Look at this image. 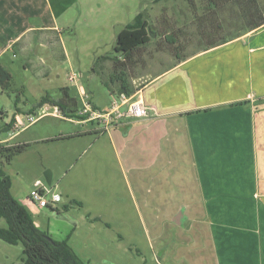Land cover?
<instances>
[{
	"label": "rangeland",
	"instance_id": "rangeland-1",
	"mask_svg": "<svg viewBox=\"0 0 264 264\" xmlns=\"http://www.w3.org/2000/svg\"><path fill=\"white\" fill-rule=\"evenodd\" d=\"M4 8L13 14L10 2ZM142 10L154 30L151 36L157 34V38L137 52L134 63H129L135 67L129 76H137L139 85L153 69L160 70L175 57L246 29L243 20L232 25L221 23L223 32L200 38L202 27L195 14L202 11L188 7L185 0H78L58 20L59 39L52 45L43 47L41 42L32 41L27 51L5 52L1 60L11 79L6 91L0 87V130L14 114L25 125L26 116L34 119L9 143L25 144L24 149L9 162L3 161L4 172L11 180L10 192L15 200L27 205L34 181L45 182L44 172L50 170L51 187L60 194L61 202L56 205L57 211L34 207L38 212L32 214L33 220L54 240L68 238L76 254L89 264H186L187 259L193 264L190 252L187 259L183 257L185 251L179 242L185 241L181 236L193 241L195 229L185 228L187 224L177 226L173 219L166 218L158 196L172 194V190L179 194L180 189L174 185L189 184L188 172L163 171L167 156L152 154L145 135L132 125L115 130L111 127L106 132L97 121L81 122L87 117L81 116L86 101L103 111L99 107L118 99L104 84L111 61L104 62L107 73L103 76L97 59L113 53L123 24L130 23ZM31 20L28 18L29 25L38 23ZM165 35L178 44L167 48ZM33 36L28 33L24 41ZM176 46L181 49H174ZM67 87L77 110L60 117L50 106L48 114L38 118L42 114L37 108L41 98L64 100L63 89ZM81 87L87 94H81L80 100L77 90ZM16 132L13 128L0 131V141ZM5 226L0 219V228ZM22 257L21 245L0 240V264H21Z\"/></svg>",
	"mask_w": 264,
	"mask_h": 264
},
{
	"label": "crops",
	"instance_id": "crops-1",
	"mask_svg": "<svg viewBox=\"0 0 264 264\" xmlns=\"http://www.w3.org/2000/svg\"><path fill=\"white\" fill-rule=\"evenodd\" d=\"M7 1L13 14L4 8ZM77 1L0 0V64L8 70L1 61L4 53L14 49L23 53L29 42L52 45L59 39L58 20ZM28 18L38 23L29 25ZM13 27L23 28L13 32ZM28 33L34 36L25 42ZM175 58L160 70L153 69L140 85L137 76L130 78L136 91L128 101H142L148 115L121 119L112 129L128 125L139 129L152 154L167 156L163 171L190 175L189 184L174 185L179 194L172 190L158 195L166 218L195 229L193 241L186 236H181L183 242L178 239L185 259L190 252L193 264H264V25L238 37L211 40ZM84 93L82 87L77 90L80 100ZM65 96L73 98L68 92ZM114 101L99 108L108 110ZM76 105L70 102L73 112ZM50 106L44 104L38 118L48 114ZM127 107L128 103L121 104L119 110ZM16 131L0 142L12 143L20 130ZM25 206L31 214L38 212ZM186 264H191L188 259Z\"/></svg>",
	"mask_w": 264,
	"mask_h": 264
},
{
	"label": "trees",
	"instance_id": "trees-1",
	"mask_svg": "<svg viewBox=\"0 0 264 264\" xmlns=\"http://www.w3.org/2000/svg\"><path fill=\"white\" fill-rule=\"evenodd\" d=\"M156 3L169 0H154ZM188 7L202 11L195 14L202 31L200 38H205L213 33L223 32L221 23L226 25L236 24L243 20L247 31L259 29L264 25V0H185ZM213 5V6H211ZM145 10L140 11L134 19L116 36L115 46L111 55L99 57L100 74L105 75V61H111V70L108 71L104 84L111 94L127 97L135 93L131 85L129 71L133 70L135 55L144 46L151 42L153 28L148 24ZM198 24V25H199ZM223 39V38H221ZM219 39V40H221ZM165 45H177L178 41L165 35ZM225 43V42H222ZM213 45V44H212ZM220 45V44H217ZM216 46V45H214ZM213 47V46H211ZM174 49H181L176 46ZM131 66V67H130ZM11 76L6 68L0 64V87L2 92L10 87ZM66 95L67 89H63ZM73 99L65 96L64 100H50L48 96L41 98L37 108L49 104L58 109L59 113L66 117V111L73 112L69 106ZM74 113V112H73ZM68 117V116H67ZM14 118L0 131H10L13 128ZM25 144H3L0 142V219L5 222V228H0V240L13 246H22L23 257L21 264H89L82 260L68 243V238L54 240L48 232L39 229L32 217L31 212L14 199L12 196L11 180L3 169V161L9 162L11 158L19 154ZM66 208V207H64ZM56 210V208H50Z\"/></svg>",
	"mask_w": 264,
	"mask_h": 264
},
{
	"label": "built area",
	"instance_id": "built-area-1",
	"mask_svg": "<svg viewBox=\"0 0 264 264\" xmlns=\"http://www.w3.org/2000/svg\"><path fill=\"white\" fill-rule=\"evenodd\" d=\"M69 80L72 81L73 76H70ZM127 103V109L123 112L120 111V105ZM82 115H85L87 117L81 122L97 121L99 125L102 126V130L108 132V130L119 120L124 118H146L148 112L142 101L138 100L129 103L128 97L124 94H121L120 96H118V99L110 105L109 109L105 111H99L95 109L88 101H86L83 110L81 111V116ZM25 118L28 121L27 125L31 124L34 121L31 116H26ZM27 125H25L22 118L17 115L13 124V130L16 131L21 127L23 128ZM59 202H61V196L54 188L51 187V185H47L46 182H43L41 180L34 181L29 197L27 199L28 206L40 208H56V205Z\"/></svg>",
	"mask_w": 264,
	"mask_h": 264
},
{
	"label": "water",
	"instance_id": "water-1",
	"mask_svg": "<svg viewBox=\"0 0 264 264\" xmlns=\"http://www.w3.org/2000/svg\"><path fill=\"white\" fill-rule=\"evenodd\" d=\"M44 177H45L46 184L47 185H51V183H52V173H51L50 170H47V171L44 172ZM174 222L179 224V222H177L176 220Z\"/></svg>",
	"mask_w": 264,
	"mask_h": 264
}]
</instances>
